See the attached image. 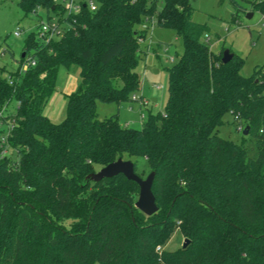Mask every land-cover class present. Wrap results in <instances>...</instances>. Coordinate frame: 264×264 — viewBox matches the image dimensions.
Instances as JSON below:
<instances>
[{
	"label": "trees",
	"instance_id": "trees-1",
	"mask_svg": "<svg viewBox=\"0 0 264 264\" xmlns=\"http://www.w3.org/2000/svg\"><path fill=\"white\" fill-rule=\"evenodd\" d=\"M94 1V12L63 19L69 28L59 38L27 36L22 52L34 66L22 72L20 56L15 70L0 69V264H264V64L249 77L235 54L222 64L207 26L191 20L190 0H162L159 9L157 0ZM228 1L264 17V0ZM18 5L57 13L54 0ZM153 20L183 44L166 68L164 111L149 112L139 129L117 114L98 119L97 102L134 101ZM72 66L79 82L55 124L43 109L58 70ZM225 114L237 130L248 127L253 154L218 136ZM118 159L139 177L141 159L154 172L152 216L134 208L139 187L122 175L86 179ZM175 225L188 245L158 253Z\"/></svg>",
	"mask_w": 264,
	"mask_h": 264
},
{
	"label": "rangeland",
	"instance_id": "rangeland-1",
	"mask_svg": "<svg viewBox=\"0 0 264 264\" xmlns=\"http://www.w3.org/2000/svg\"><path fill=\"white\" fill-rule=\"evenodd\" d=\"M19 0H0V69L8 72L18 67V60L24 47V40L31 33H36L40 22L60 15L37 8L35 13H25L18 5ZM84 1V0H77ZM88 3V0H86ZM162 0L156 1V6L161 7ZM193 8L191 20L194 23L206 25L208 31L202 37L207 42L210 50L215 54H222L229 50L243 59L241 75L249 77L256 66L264 64V17L257 12H252L247 3L239 4V8L231 6L228 0H190ZM251 15V16H250ZM250 16V17H248ZM60 28L65 31L69 28L63 22ZM146 39L141 44L139 64L136 73L140 79V87L134 95L137 101L123 102L119 106L110 103L97 102L95 112L98 119H106L117 114L120 124L129 128L139 129L146 120L148 113L163 112L168 98V75L166 68L172 67L183 53L182 40L173 30L159 26L156 20L148 23ZM18 30L20 35L14 36ZM59 38V37H58ZM54 39H57L56 37ZM6 73V74H7ZM79 82V69L72 66L69 69L61 67L58 70L55 91L46 103L43 114L52 123H60L65 116L66 95L77 88ZM155 99V102L153 100ZM13 101L8 107V112L15 110ZM217 134L219 137L242 145L251 153L255 152V141L251 137L243 136L242 129L237 130L233 117L225 114ZM2 125L1 128H6ZM138 173L145 179L148 176L144 161L139 160ZM184 237L175 225L161 247V251H174L181 248Z\"/></svg>",
	"mask_w": 264,
	"mask_h": 264
},
{
	"label": "water",
	"instance_id": "water-1",
	"mask_svg": "<svg viewBox=\"0 0 264 264\" xmlns=\"http://www.w3.org/2000/svg\"><path fill=\"white\" fill-rule=\"evenodd\" d=\"M20 56L21 58H24L25 51H23ZM232 58L233 54L229 50H225L222 53L221 63L228 64L232 60ZM153 102H155V99L153 100ZM242 134H248V127L244 128ZM117 175H122L126 180L132 181L138 185L139 194L134 204V208H136L139 212L147 217H150L157 212L158 208L156 205L155 197L152 193V185L155 176L154 172L149 173L148 176L143 179L135 173L134 164L131 161L118 159L104 166L97 172L89 174L86 179L96 183L103 179L113 178ZM188 243L189 240L184 239L181 248H185Z\"/></svg>",
	"mask_w": 264,
	"mask_h": 264
},
{
	"label": "built area",
	"instance_id": "built-area-1",
	"mask_svg": "<svg viewBox=\"0 0 264 264\" xmlns=\"http://www.w3.org/2000/svg\"><path fill=\"white\" fill-rule=\"evenodd\" d=\"M82 7L84 8L87 7L89 11L94 12L96 10L97 5L94 0H88V3H86V0L82 2L77 1V0H54L53 10L57 8V11H58L59 9L60 15L57 16L56 18H52V17L48 18L45 22L41 21L39 29L36 32V37L39 38V40L43 41L44 43H48L51 39H54L55 37L56 38L60 37V35L63 32L61 29H59L60 28L59 19L62 18L60 16L65 14L64 19L75 16L80 13ZM19 35H20V32L16 30L14 32V36L18 37ZM25 59L26 60L24 61V63L21 65V68H20L22 72H25L28 69V67L35 65L34 60L29 55H25ZM132 100L137 101L138 98L135 95H133ZM5 114H6L5 110L0 112V117L4 116ZM239 130H241V128H239ZM5 135L6 133L3 134V139H2L3 142L5 141V138H4ZM156 251L160 253L161 248L157 247Z\"/></svg>",
	"mask_w": 264,
	"mask_h": 264
}]
</instances>
